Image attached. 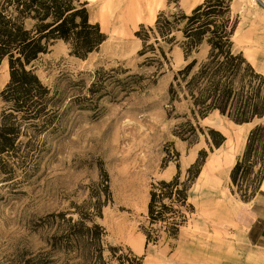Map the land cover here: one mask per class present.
Returning a JSON list of instances; mask_svg holds the SVG:
<instances>
[{
    "label": "rangeland",
    "instance_id": "rangeland-1",
    "mask_svg": "<svg viewBox=\"0 0 264 264\" xmlns=\"http://www.w3.org/2000/svg\"><path fill=\"white\" fill-rule=\"evenodd\" d=\"M82 1H88L91 21L100 22L107 38L86 58L72 54L63 39L53 41L36 62L60 116L41 142L27 178L10 187L0 177V264H82L77 253L52 248L48 240L65 228L61 213L77 218V211L92 210L98 200L104 202L96 221L106 227L102 244L107 264L119 262L110 249L115 244L121 247L117 254L144 255L141 264H239L245 257V233L235 219L264 175V128L243 155L251 129L264 125V115L236 124L212 111L199 118L203 129L193 141L181 138L176 132L191 110L182 94L172 99L169 88L176 71L188 63L180 43L183 31L175 29L173 41L159 36L156 42L148 29L155 26L159 12L173 19L174 13H189L204 0ZM232 11L239 15L236 48L251 59L252 50L264 54V4L232 0ZM142 25L149 31V42L165 50L162 64L143 62L152 52L139 53L143 39L137 30ZM209 47L203 43L194 54L202 59ZM254 64L264 67V62ZM130 73H137L139 80L129 83ZM9 77L3 61L0 91ZM97 78L101 86L92 94ZM3 105L0 98V110ZM210 127L228 135L225 147H212ZM201 149L207 151L206 162L188 191L192 206L182 207L187 219L178 236L163 234L146 247L143 225L148 223L152 183L172 178L178 161L186 178V169ZM228 155L243 161L237 182L231 175L236 162L232 164ZM103 171L110 180L111 199L106 203L98 184Z\"/></svg>",
    "mask_w": 264,
    "mask_h": 264
},
{
    "label": "trees",
    "instance_id": "trees-1",
    "mask_svg": "<svg viewBox=\"0 0 264 264\" xmlns=\"http://www.w3.org/2000/svg\"><path fill=\"white\" fill-rule=\"evenodd\" d=\"M87 3L82 0H0V63L7 62L10 69L9 80L0 91V98L4 101L0 110V177L10 183V187L19 186L27 178L33 161L42 150L41 142L60 116L54 106L57 100L51 87L36 72L37 60L56 40L63 39L72 54L86 58L107 38L100 22L91 21ZM158 14L155 26L148 27L155 33L156 42L159 36L173 41L174 30H182L180 43L188 60L176 71L169 88L172 99L182 94L191 110V116L186 113L187 120L179 125L176 134L193 141V136L203 129L199 118L207 117L212 111L228 115L236 124L252 122L264 115V73L254 66L243 49L238 50L235 46L239 15L232 11V0H204L189 13H174L173 19L162 12ZM137 34L143 39L140 55L152 52L143 62L162 64L161 57H167L163 47L149 42L150 34L144 25ZM203 43L210 47L207 55L199 59L194 52L199 51ZM137 77V73H130L127 80L135 82L139 80ZM101 82L100 78L94 80L90 87L92 94L99 89ZM263 128L264 125L258 123L251 129L244 158ZM209 131L212 147L224 143L225 134L214 127ZM206 156L207 151L201 149L196 160L186 169V178L181 176L178 161V170L172 178L152 183L148 223L143 225L146 247L150 242L160 240L163 234L173 238L178 236L187 219L182 207L192 206L188 191L199 176ZM241 167L243 161L238 160L231 170L234 182L238 180ZM100 179L98 184L104 191L106 203L111 199L106 171L102 172ZM103 204L98 200L92 210L77 211V218L65 217L61 213L65 228L49 238V245L77 253L82 264H107L102 244L106 227L96 221V216L103 214ZM119 248L120 245H110L118 264L143 262L144 255L134 252L117 254ZM45 262L40 264H47Z\"/></svg>",
    "mask_w": 264,
    "mask_h": 264
},
{
    "label": "crops",
    "instance_id": "crops-1",
    "mask_svg": "<svg viewBox=\"0 0 264 264\" xmlns=\"http://www.w3.org/2000/svg\"><path fill=\"white\" fill-rule=\"evenodd\" d=\"M260 1L264 4V0ZM246 56L253 64L254 61L264 62V54L259 53V51L252 50L251 56H253V59L248 55ZM258 70L264 72V67L261 65ZM227 140L228 135H226L224 143L217 149L225 147ZM245 143H242L240 152L243 150ZM228 158L232 164L236 162L235 155L233 157L228 155ZM235 221L244 229L245 233V253L243 255L245 257L239 261V264H264V175L257 191L240 206V212Z\"/></svg>",
    "mask_w": 264,
    "mask_h": 264
},
{
    "label": "water",
    "instance_id": "water-1",
    "mask_svg": "<svg viewBox=\"0 0 264 264\" xmlns=\"http://www.w3.org/2000/svg\"><path fill=\"white\" fill-rule=\"evenodd\" d=\"M259 117V116H258Z\"/></svg>",
    "mask_w": 264,
    "mask_h": 264
}]
</instances>
